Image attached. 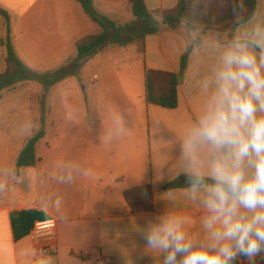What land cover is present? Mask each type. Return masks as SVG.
Masks as SVG:
<instances>
[{
    "label": "crops",
    "instance_id": "0c3cea01",
    "mask_svg": "<svg viewBox=\"0 0 264 264\" xmlns=\"http://www.w3.org/2000/svg\"><path fill=\"white\" fill-rule=\"evenodd\" d=\"M144 1L150 11H160L175 7L178 0ZM92 2L99 15L117 26L134 21L128 0ZM0 9L9 16L16 55L38 73L66 65L77 41L101 32L75 0H0ZM257 29L264 33V0H257L254 16L233 32L200 35L182 27L161 29L145 37L143 53L136 43L101 49L80 74L48 91L44 135L35 146L36 162L29 167L17 168L16 161L40 129L42 88L21 82L2 92L0 264H164V254L150 247L143 233L169 223L179 226L193 249L213 254L217 241L212 232L221 222L206 225L212 216L204 203L206 188L163 187L186 176L190 168L211 179L213 148L201 144L188 153L185 141L215 90V72L224 53L236 40L258 39ZM3 36L0 17V41ZM196 38L201 42L189 54L177 88V107L147 104L145 71L177 74L182 54ZM249 51L259 63L262 49ZM5 69L0 43V74ZM256 115L264 117V112ZM245 173H254L247 162ZM147 185L149 194L141 189ZM25 213L27 218L20 215ZM51 218L57 223L56 243L53 253L43 256L30 232L35 222ZM255 259V264H264V255ZM232 264L247 263L236 257Z\"/></svg>",
    "mask_w": 264,
    "mask_h": 264
},
{
    "label": "clouds",
    "instance_id": "9594fccd",
    "mask_svg": "<svg viewBox=\"0 0 264 264\" xmlns=\"http://www.w3.org/2000/svg\"><path fill=\"white\" fill-rule=\"evenodd\" d=\"M256 36L250 42L234 41L224 53L215 72V90L185 141L188 153L201 144L214 150L210 169L214 183L205 184L195 168L186 172L193 191L201 186L207 190L204 203L212 216L206 225L212 228L221 222L212 232L217 241L214 253L193 249L178 225L163 224L149 228L143 237L164 254V264H232L237 256L264 255V117L256 115L264 112V33L257 29ZM256 46L262 49L259 63L249 51ZM245 162L254 169L250 177ZM241 208L252 215L241 213Z\"/></svg>",
    "mask_w": 264,
    "mask_h": 264
},
{
    "label": "trees",
    "instance_id": "16d2710c",
    "mask_svg": "<svg viewBox=\"0 0 264 264\" xmlns=\"http://www.w3.org/2000/svg\"><path fill=\"white\" fill-rule=\"evenodd\" d=\"M75 1L83 12L100 27L101 32L77 41L74 56L66 65L55 71L44 73L29 69L18 58L11 42L9 16L0 9V17L4 24V36L0 43L3 47L6 64L5 71L0 74V94L13 90L21 82H36L42 88L39 98L40 129L26 142L20 152L16 161L17 168L33 166L36 162L35 146L44 135V122L47 114L46 95L50 88L66 77L77 75L79 69L101 49L109 44L124 47L136 43L138 51L143 53L145 37L156 34L161 29L174 31L182 27L188 32H197L200 35L207 33L221 35L233 32L254 16L257 6V0H178L175 7L171 9L150 11L144 0H128L134 21L124 26H117L96 12L92 0ZM200 42V38H196L188 44L180 58L177 74L155 70L145 71V100L147 104L168 110L177 107L178 85L183 79L190 52ZM212 183H214L212 179L205 178V184L211 185ZM191 186L187 176H180L163 188L169 190ZM141 189L146 190L147 194L150 192L149 185ZM134 191L136 189L128 193ZM20 215L27 218L28 213ZM19 237L20 235L15 231V239Z\"/></svg>",
    "mask_w": 264,
    "mask_h": 264
},
{
    "label": "built area",
    "instance_id": "2783aa9c",
    "mask_svg": "<svg viewBox=\"0 0 264 264\" xmlns=\"http://www.w3.org/2000/svg\"><path fill=\"white\" fill-rule=\"evenodd\" d=\"M56 220L47 219L43 221H37L33 224L30 232V239L33 242L35 249L43 256H49L53 253V249L56 243ZM91 251H97L96 248H92ZM240 261L247 264H255V257L251 259L244 256H237Z\"/></svg>",
    "mask_w": 264,
    "mask_h": 264
},
{
    "label": "rangeland",
    "instance_id": "374dc122",
    "mask_svg": "<svg viewBox=\"0 0 264 264\" xmlns=\"http://www.w3.org/2000/svg\"><path fill=\"white\" fill-rule=\"evenodd\" d=\"M108 46H109V48H118V47H115L113 44H109ZM81 68L79 69L77 75L80 74Z\"/></svg>",
    "mask_w": 264,
    "mask_h": 264
}]
</instances>
